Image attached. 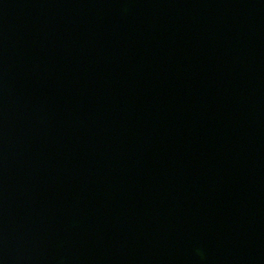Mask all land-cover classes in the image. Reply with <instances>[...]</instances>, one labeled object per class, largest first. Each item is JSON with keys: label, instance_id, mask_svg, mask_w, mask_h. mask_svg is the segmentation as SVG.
Masks as SVG:
<instances>
[{"label": "water", "instance_id": "95a60500", "mask_svg": "<svg viewBox=\"0 0 264 264\" xmlns=\"http://www.w3.org/2000/svg\"><path fill=\"white\" fill-rule=\"evenodd\" d=\"M0 264H264V0H0Z\"/></svg>", "mask_w": 264, "mask_h": 264}]
</instances>
